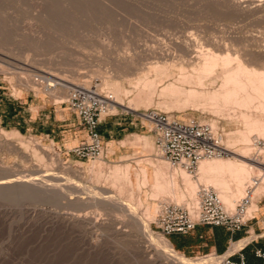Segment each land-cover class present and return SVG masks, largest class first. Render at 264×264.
Wrapping results in <instances>:
<instances>
[{"label": "rangeland", "instance_id": "obj_1", "mask_svg": "<svg viewBox=\"0 0 264 264\" xmlns=\"http://www.w3.org/2000/svg\"><path fill=\"white\" fill-rule=\"evenodd\" d=\"M254 17L233 11L227 0H0V54L4 53L21 63L27 59L31 69L34 65L33 68L39 69L43 75L58 74L61 79L65 78L69 87L61 91V96L65 94V98L57 101L55 95L42 91L41 87L20 82L18 74L0 72V94L3 97H30L37 104H54V107L67 109L66 97L71 87H82L81 82L87 81L92 90L99 89V94L107 102L117 103L111 108L107 104V115L102 117L101 122L123 114L137 124L136 134L113 145L121 148L120 153L114 154L112 147L103 145V155L96 160L78 159L39 137L25 133L12 135L13 130L0 125V264H150L151 257L152 261L162 255V249L158 246V251L155 243L146 240L138 223L132 220V209L138 201L141 205L135 209L140 215L148 204L172 203L161 198L166 194L158 195L157 200L151 198L152 187L149 189V186L152 184L149 181L144 185L140 179L139 168L151 169L147 159L167 164L156 156L151 124L140 114L153 110L172 119L195 120L208 125L213 123V129L222 135L223 143L235 138L236 130L245 132V127L239 118L227 117V114L238 111L233 105H227L221 115L196 107L193 103L184 108L162 105L161 102L167 101L170 96L161 90L167 84L175 83L177 68H156L157 63H162L163 54L170 57L176 55V52L172 53L177 50L176 45L191 41L196 46L189 43L192 46L189 52H194V49L208 53L214 51V56L222 57L225 50L233 55L239 49L253 57H264V18ZM117 61H122L119 66L123 68V75L119 78H115L112 72ZM202 64L203 61L198 67ZM188 65L187 70L191 68ZM145 82L147 86H143ZM114 85L120 88L119 92L114 91ZM138 97L142 99L133 101ZM129 103L135 106L136 112L123 108ZM136 136H140L137 141ZM261 139L250 142L251 155H255L258 148L253 146ZM145 140L151 149L146 148ZM241 147V144L237 146ZM42 152L57 155L65 165L81 171V176L84 174V178L68 176L71 193L64 190L66 187L63 185V188L53 189L33 180L37 177L34 163H39L46 170H55ZM260 156L263 160V151ZM194 175L191 174L192 178ZM112 179H116V183ZM23 181L33 185L21 184ZM84 185L88 189L105 191L102 199L108 202L115 199L119 185L122 188L118 190L117 200L129 211L120 213L116 206L92 204L89 197L93 195L88 190L74 192L75 186ZM23 186L29 187L31 192L22 190ZM36 187H41V190ZM168 192L165 197L169 198L173 194ZM179 192H182L181 188ZM75 196H81L83 200ZM263 198L264 192L253 198L250 196L251 204L255 205V210L251 212L255 219L247 223L238 240L231 241L252 237L238 250H242L245 258L248 257L250 264H262L253 256V250L264 251ZM183 201L181 205L189 199L185 197ZM70 217L79 220L87 217L88 221L84 218L83 223H69ZM153 220L149 228L157 234ZM251 226L259 230L253 232ZM246 231L249 233H244ZM215 232H219L222 239L226 236L220 229L200 226L188 235L166 239L180 255L195 260L216 252L213 243ZM229 244L230 241L226 243L223 240L219 245L229 247Z\"/></svg>", "mask_w": 264, "mask_h": 264}, {"label": "bare ground", "instance_id": "obj_2", "mask_svg": "<svg viewBox=\"0 0 264 264\" xmlns=\"http://www.w3.org/2000/svg\"><path fill=\"white\" fill-rule=\"evenodd\" d=\"M227 2H228V6L233 11H236L241 15L264 18V0H227ZM188 40H190V38H188ZM189 43L185 42L182 45L181 44L176 45L175 47H177V50L175 51L173 50L172 52V53L176 52V55L174 56L172 55V57H170L171 55L169 56V54L167 53H166L167 55L163 54L162 55L163 58H161L162 63L158 62L159 63V64L157 63L158 66L155 65L156 68L158 67L177 68V76H176L177 78L175 83L171 82L166 86H164L163 89L161 90L163 94L170 96V98H168L167 101L161 102V104L165 105L168 108H173V107L184 108L188 106L189 103H193V105L196 107H202L204 110L207 109L211 110L213 113L219 115H221L220 113H222L226 109L225 107L227 105L228 106L233 105L238 109V111L237 112L234 111L233 113L227 114V117H234L233 119L239 118L245 127L244 130L245 132H240L236 130L237 132L235 131L236 134L235 138L228 139L224 143L222 142L225 149V156H228V158H214V159L201 161L195 171V175L193 178L189 173L181 170L180 168H171L167 164H162L160 160H155V159L152 160L149 158L146 160V163L150 166L151 169L149 170L146 167L139 168L141 171L139 173L142 174L140 175V179H142L143 184L149 183L150 181L152 186H149V189H151L152 187V190H150L149 196L151 198L153 197V199L156 198L155 200H157L158 195L159 196L164 194L167 195V192L171 191L173 194L172 196L168 195L169 196L168 198L165 197L166 195H164L161 198H164L163 200H168V202L181 205V203L184 202L183 200L185 199V197H187L189 199V202L187 201V203L183 205L194 211V209L197 207L198 204V190L200 189L201 186H204V187L212 188L217 193L224 206L228 210H231L232 207H234L233 206L234 203L238 201L237 199L243 196L244 194H246V192L249 191L252 198L254 197V195H261L264 192V162L263 160H261V156H260V152H262V150L255 149L256 150L255 155H251L252 149L250 148L251 145L250 142L252 140L257 141V139L262 138L261 140L264 141V57H262L261 55L260 56L255 55V57H253L250 54L240 52L239 49H238L239 51L238 50L235 51L233 55H231L228 50H225V53L222 50V52L224 53L222 57L214 56L212 53L215 52L212 49H211L213 51L212 53H208V51L206 52L204 50H203L204 52H202V50L195 51L194 48H193L194 52L193 50L189 52V50L192 49V46L190 47ZM193 44L191 43V45ZM193 46L195 47L196 45L194 44ZM177 51L179 52L178 54ZM219 52L221 51L219 50ZM3 55L5 54L3 53ZM3 55L0 54V72L2 74H18L17 78L19 77L20 82H25L30 85L32 84L36 88L41 87L42 91L55 95V99H57V101L65 98L64 93H63L64 96H61L62 90L69 89V87H67V83H65L66 81H64L65 78L61 79L60 77L57 76L58 74L56 75L53 73H46V75H43L41 74V71L39 69L33 68L34 65L32 66L31 69V64L29 65L27 59H25L26 61L24 60L25 61L24 63H21L19 61H16V59L9 58L8 56L5 55L6 57L9 58L8 60ZM202 61H203L202 66L198 67L199 63ZM121 62L117 61V63L114 65V70H112V72L115 75L114 76L115 78L116 77L119 78L120 76L123 75V70H122L123 68L119 66ZM130 62H132V60ZM124 64H126L125 61ZM188 64H190L191 66L189 70H187V66H189ZM109 65L111 66V64ZM127 65H128V61H127ZM152 68L153 67H151L150 69ZM23 76L26 77L24 78ZM169 76H172V74H169ZM17 78H15L16 81ZM105 79L106 77L103 80ZM218 80H220V82H218ZM81 83H82L81 84L82 88L91 89V87L88 84L89 82L87 83V81L86 82L83 81ZM147 85L148 83L145 82L143 86H147ZM185 85H187L189 88H186ZM113 89L115 92H119L120 88L117 85H114ZM97 90L98 91L95 92L99 94V89ZM108 99L109 98H107V100ZM139 99L142 98L138 97L133 101ZM107 103L109 104V107L110 106L112 107L114 104H117L111 100H109ZM119 105L121 104H118V106ZM123 108L126 111L136 112L135 106H133L132 103H129L128 106H124ZM210 126L214 128L213 123ZM1 144L2 142L0 143V145ZM239 144H241L243 147L237 148ZM144 145L146 146V148L148 147V149H151V146H148L146 140L144 142ZM42 154L43 156L45 155V157L51 164H53L52 166H54L55 170H50V169L46 170L39 163L38 164L34 163L33 166L37 169L36 170L37 177L34 178L33 180L36 183L46 186L48 188L54 187L53 189L63 185L64 187H66V189L64 190L71 193L68 176L78 175V177L81 178L83 177L84 174H82L81 176V171H79L78 169L77 170L73 169L70 165H65L61 161V159L55 154H49L45 152H42ZM28 157L30 159V156ZM41 159L42 157H39V161H42ZM130 172L131 171L128 169L127 173L129 176L131 175ZM102 176L104 175L102 174ZM126 179H128V177ZM112 180H114V182L116 183V179H112ZM96 181H100V180H96ZM16 183H14L13 185L14 186L17 185ZM115 183H112L111 181V184L114 185ZM142 183L140 182L139 184L143 185ZM21 184H25V182ZM27 184L30 186L33 185V184L31 185L30 183ZM178 184L180 185L179 188H177ZM24 186L22 189L24 191L29 188V187L25 188ZM63 186H61V188H63ZM117 186H118L117 187L118 190L122 188V187L120 188L119 185ZM16 187H18V185ZM112 187L115 188L116 186L114 185ZM36 188L40 189L41 187H36ZM180 188L182 189V192H179ZM77 190H81L84 192L88 190V193L90 195L91 194L93 195V197H89V198L91 199L92 204L96 206L97 205L103 207L116 206L119 208L120 213L121 212L125 213L129 211L128 209H124L121 206V204L118 202L119 200L118 195L120 192L118 190H117V194L115 195V199H112L111 202L103 200L102 197L105 195V191L99 190L97 188L88 189L87 186L85 185L79 187L75 186L74 192ZM28 192H31L30 189H28ZM76 197L77 196H75V198ZM80 197L77 198L82 199ZM85 198L86 197H84V199ZM78 204L80 203L78 202ZM159 204L146 205L145 212L142 213L141 215L138 214L139 211L137 212L135 209L137 206L141 205L139 201L136 203L137 206L135 205L136 207L132 209V213H133L132 220L138 223V227L141 229L146 240L148 239L152 241L153 244L155 243L156 244V245L154 244L155 248L156 247L158 248L159 246L162 249L160 250V254L162 253V255L157 256L159 254L157 252L158 253L156 254L157 257H155V259L153 258L152 261H151L152 257L151 259L149 257L150 259L149 263L150 264H213V260L208 256L203 258H198L195 260L186 259L185 257H183L182 255H180L178 252L175 251L169 240L151 232L149 228V223L153 220L154 215L157 213ZM254 208H255L254 204L249 205L247 209V216L252 215L251 212L255 210ZM70 218L71 219L69 220L67 219L69 223L71 222L83 223L85 217H83V220H79L77 218L73 219V217ZM86 219L87 217L85 218V220ZM251 238L252 237H248L239 240L238 242H231L225 254L229 255L237 252L247 242H249ZM149 246L150 245H148L147 248H149Z\"/></svg>", "mask_w": 264, "mask_h": 264}, {"label": "built area", "instance_id": "obj_3", "mask_svg": "<svg viewBox=\"0 0 264 264\" xmlns=\"http://www.w3.org/2000/svg\"><path fill=\"white\" fill-rule=\"evenodd\" d=\"M66 104L87 134V141L68 149L67 154L78 159H99L103 155V144L98 128L102 117L107 115L108 103L94 90L76 86L69 90ZM140 116L151 124L156 156L171 168H180L191 175L201 161L225 157L222 135L208 124L172 119L153 110ZM255 147L263 151L264 160V141H258ZM250 196V192H246L234 208L228 210L212 188L201 186L194 211L184 205L160 203L153 227L164 238L188 235L198 226L220 227L233 235L255 219L253 215L247 216ZM227 249L205 256L210 257L213 264H247L241 250L226 255ZM253 256L264 264V251L255 248Z\"/></svg>", "mask_w": 264, "mask_h": 264}, {"label": "crops", "instance_id": "obj_4", "mask_svg": "<svg viewBox=\"0 0 264 264\" xmlns=\"http://www.w3.org/2000/svg\"><path fill=\"white\" fill-rule=\"evenodd\" d=\"M129 119L121 114L117 117H108L99 125L98 131L102 144L105 147H112L114 154L121 151L120 147H113L114 144H118L126 140V137L136 134L134 130H137V124ZM0 125L9 127L10 130H13L12 135L15 136L19 133H25L51 141L57 145L59 151H63L66 154L68 149L87 141L86 131L80 126L78 119L69 108H57L54 107V104H37L30 97L23 99L6 98L0 94ZM138 137L140 136H136V141ZM258 204H260V201ZM261 207L264 208V204ZM214 228L222 230L226 235L222 239L219 232H215L213 243L215 248H217V253H223L224 249L228 248L227 246L219 245L223 243V240L226 243L235 239L238 240L242 233L238 232L230 235L223 228ZM250 228L253 232L259 230L258 227L254 226ZM244 233H249V231ZM177 236L181 235H172L169 238ZM218 245L219 247H216Z\"/></svg>", "mask_w": 264, "mask_h": 264}, {"label": "trees", "instance_id": "obj_5", "mask_svg": "<svg viewBox=\"0 0 264 264\" xmlns=\"http://www.w3.org/2000/svg\"><path fill=\"white\" fill-rule=\"evenodd\" d=\"M245 259H246L247 264H250V261H249L248 257H246Z\"/></svg>", "mask_w": 264, "mask_h": 264}]
</instances>
